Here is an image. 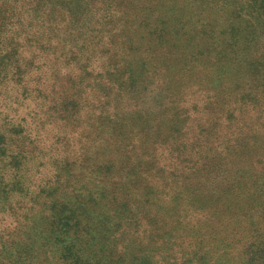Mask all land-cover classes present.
<instances>
[{
	"label": "rangeland",
	"instance_id": "1",
	"mask_svg": "<svg viewBox=\"0 0 264 264\" xmlns=\"http://www.w3.org/2000/svg\"><path fill=\"white\" fill-rule=\"evenodd\" d=\"M2 263L264 264V0H0Z\"/></svg>",
	"mask_w": 264,
	"mask_h": 264
},
{
	"label": "trees",
	"instance_id": "2",
	"mask_svg": "<svg viewBox=\"0 0 264 264\" xmlns=\"http://www.w3.org/2000/svg\"><path fill=\"white\" fill-rule=\"evenodd\" d=\"M204 36H206V38H207V34H205ZM237 240H239L237 235H235L233 233H228L226 236V241H228V242H235ZM10 264H12V263H10Z\"/></svg>",
	"mask_w": 264,
	"mask_h": 264
}]
</instances>
